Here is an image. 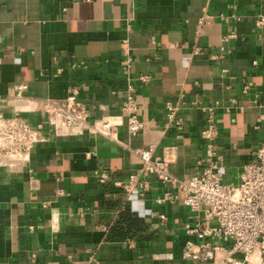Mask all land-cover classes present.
Wrapping results in <instances>:
<instances>
[{
    "label": "crops",
    "instance_id": "crops-1",
    "mask_svg": "<svg viewBox=\"0 0 264 264\" xmlns=\"http://www.w3.org/2000/svg\"><path fill=\"white\" fill-rule=\"evenodd\" d=\"M232 14L240 19L221 18ZM260 14L264 0H0V111L35 125L40 100H65L76 87L91 121L120 116L131 85L146 125L134 137L124 126L119 139L159 155L174 148L171 172L186 179L206 152L205 108L218 104L223 178L238 184L264 136ZM167 103L180 104L183 130L166 127ZM49 130L23 172L0 170V264H192L183 249L195 220L182 201L158 204L167 189L157 180L127 200L112 183L141 168L135 154L102 136Z\"/></svg>",
    "mask_w": 264,
    "mask_h": 264
},
{
    "label": "built area",
    "instance_id": "built-area-1",
    "mask_svg": "<svg viewBox=\"0 0 264 264\" xmlns=\"http://www.w3.org/2000/svg\"><path fill=\"white\" fill-rule=\"evenodd\" d=\"M221 18L238 21L240 16L221 15ZM255 28L264 31V14L258 16ZM234 37L230 35L226 39ZM123 50L128 58L125 69L130 73L132 58L128 40L123 43ZM137 79L146 84L151 81V76L141 75ZM252 86L248 83L244 93L248 94ZM129 87L120 105V116H104L94 121H91L92 111L78 99L79 88L76 87L65 100H40L37 112L41 114L42 121L35 125L21 112L7 116L0 111V170L13 174L23 172L30 165L38 144L47 141L46 127L55 136L85 133L102 136L128 149L141 161V168L131 173L127 181H112L115 187L123 189L124 199L133 193L144 198L151 189V181L157 180L167 189L157 197L158 204L175 205L182 201L192 213L195 223L185 226V233L190 236L183 249L186 261L203 264L214 261L219 253H223L219 264H264V136L255 153L256 160L243 166L240 182H226L223 178V154L216 143L220 135L216 112L220 105L206 107L207 126L201 134L206 152L197 159L192 176L178 178L171 172L174 148L167 146L159 155L156 145L148 149H132L119 139L124 126L128 135L134 137L141 134L146 125L139 115L136 89ZM16 89L18 97L24 98L27 85L20 84ZM166 105V127L183 130L185 123L178 116L180 104ZM227 109L230 111L231 107ZM98 178L102 184L110 183L106 172H100Z\"/></svg>",
    "mask_w": 264,
    "mask_h": 264
}]
</instances>
